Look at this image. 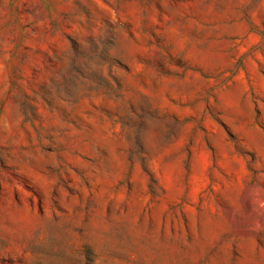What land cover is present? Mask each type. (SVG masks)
<instances>
[{"label": "rangeland", "instance_id": "1", "mask_svg": "<svg viewBox=\"0 0 264 264\" xmlns=\"http://www.w3.org/2000/svg\"><path fill=\"white\" fill-rule=\"evenodd\" d=\"M0 264H264V0H0Z\"/></svg>", "mask_w": 264, "mask_h": 264}]
</instances>
